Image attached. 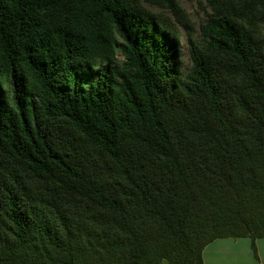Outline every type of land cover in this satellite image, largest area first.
Segmentation results:
<instances>
[{
  "label": "trees",
  "instance_id": "trees-1",
  "mask_svg": "<svg viewBox=\"0 0 264 264\" xmlns=\"http://www.w3.org/2000/svg\"><path fill=\"white\" fill-rule=\"evenodd\" d=\"M147 1L185 31V75L141 0H0V264H204L264 238V0H203L198 38Z\"/></svg>",
  "mask_w": 264,
  "mask_h": 264
},
{
  "label": "rangeland",
  "instance_id": "rangeland-1",
  "mask_svg": "<svg viewBox=\"0 0 264 264\" xmlns=\"http://www.w3.org/2000/svg\"><path fill=\"white\" fill-rule=\"evenodd\" d=\"M144 5L148 6L155 12L159 13L160 16L167 20L168 25L173 27L179 33V39L177 43V54H178V61L180 64V73L185 75L190 68V53L188 48L187 42V35L185 31L181 28V26L176 22L174 16L167 10L163 8H155L152 6L147 5V0H141ZM180 7L183 8L185 11L192 30V34L195 38H198L200 34V27L205 22L206 16L205 12H208V7L206 6L203 0H177ZM119 61L122 60L120 55H117ZM106 72V67L100 66L95 71L88 74L85 78L80 80L83 84H88L94 81L98 74H103ZM168 264L167 262H164Z\"/></svg>",
  "mask_w": 264,
  "mask_h": 264
},
{
  "label": "crops",
  "instance_id": "crops-1",
  "mask_svg": "<svg viewBox=\"0 0 264 264\" xmlns=\"http://www.w3.org/2000/svg\"><path fill=\"white\" fill-rule=\"evenodd\" d=\"M202 260L204 264H264V238L253 244L249 238L216 239L204 247Z\"/></svg>",
  "mask_w": 264,
  "mask_h": 264
}]
</instances>
